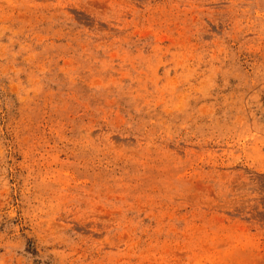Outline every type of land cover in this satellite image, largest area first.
<instances>
[{
  "label": "rangeland",
  "instance_id": "374dc122",
  "mask_svg": "<svg viewBox=\"0 0 264 264\" xmlns=\"http://www.w3.org/2000/svg\"><path fill=\"white\" fill-rule=\"evenodd\" d=\"M0 264H264V0H0Z\"/></svg>",
  "mask_w": 264,
  "mask_h": 264
}]
</instances>
